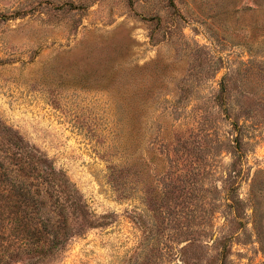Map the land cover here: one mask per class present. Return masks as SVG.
I'll return each instance as SVG.
<instances>
[{
    "label": "rangeland",
    "instance_id": "1",
    "mask_svg": "<svg viewBox=\"0 0 264 264\" xmlns=\"http://www.w3.org/2000/svg\"><path fill=\"white\" fill-rule=\"evenodd\" d=\"M0 264H264V0H0Z\"/></svg>",
    "mask_w": 264,
    "mask_h": 264
}]
</instances>
